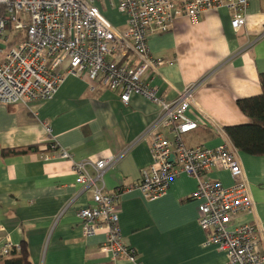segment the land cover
I'll return each mask as SVG.
<instances>
[{"label": "crops", "instance_id": "obj_1", "mask_svg": "<svg viewBox=\"0 0 264 264\" xmlns=\"http://www.w3.org/2000/svg\"><path fill=\"white\" fill-rule=\"evenodd\" d=\"M104 15L113 25H124V15L116 10ZM230 21L224 7L204 11L195 21L179 15L170 30L147 38L151 55L165 60L153 74L158 95L170 101L187 85L195 86L188 115L199 124L182 134L186 146L214 148L230 141L225 126L251 122L236 101L261 93L264 0L248 1L238 31ZM158 114L159 107L142 95L132 94L125 104L117 91L71 74L34 110L0 104V225L32 264H229L224 252L205 243L199 200L192 198L195 177L180 173L151 199L130 187L151 161L147 131ZM51 141L75 160L113 157L97 185L120 190L119 227L123 242L136 251V262L124 256L111 260L101 249L104 231L82 233L77 211L91 204L92 190L75 182L69 159L45 151ZM30 146L37 151L3 155L6 149ZM237 153L255 211L240 213L234 222L264 230V155ZM88 170L96 172L91 165ZM206 176L232 184L226 171L208 170Z\"/></svg>", "mask_w": 264, "mask_h": 264}, {"label": "built area", "instance_id": "obj_2", "mask_svg": "<svg viewBox=\"0 0 264 264\" xmlns=\"http://www.w3.org/2000/svg\"><path fill=\"white\" fill-rule=\"evenodd\" d=\"M248 1L0 0V104H23L34 110L55 94L69 74L117 91L125 104L132 94L147 98L159 107L147 131L151 161L130 187L151 199L180 173L195 177L192 198L199 200L197 219L205 243L224 252L229 264H264V230L254 223L234 222L240 213L255 211L238 150L228 139L214 148L183 143L182 134L199 124L188 115L194 106L195 86L187 85L173 100L161 98L153 74L165 60L153 57L147 45L150 34L170 30L179 15L195 21L202 12L221 7L230 11L231 27L238 31L245 24ZM103 2L124 15V25L111 23L102 12ZM49 148L71 161L76 183L92 190L91 204L77 211L82 233L104 231L101 249L111 260L124 256L136 262L135 249L121 236L120 190L107 191L97 185L113 157L75 160L54 141ZM89 165L95 174L89 172ZM208 170L228 172L232 184L226 187L207 179ZM19 248L0 225V259Z\"/></svg>", "mask_w": 264, "mask_h": 264}, {"label": "trees", "instance_id": "obj_3", "mask_svg": "<svg viewBox=\"0 0 264 264\" xmlns=\"http://www.w3.org/2000/svg\"><path fill=\"white\" fill-rule=\"evenodd\" d=\"M16 36L20 33H15ZM12 44V43H10ZM261 93L238 99L237 106L249 119L250 123L225 126L224 131L233 146L242 152L251 155H264V72L259 73ZM37 146L18 147L6 149L3 155L25 154L30 151H37ZM46 152L51 151L49 144ZM18 255L12 254L0 259V264H32L26 250L20 246Z\"/></svg>", "mask_w": 264, "mask_h": 264}, {"label": "rangeland", "instance_id": "obj_4", "mask_svg": "<svg viewBox=\"0 0 264 264\" xmlns=\"http://www.w3.org/2000/svg\"><path fill=\"white\" fill-rule=\"evenodd\" d=\"M104 3V2H103ZM108 7L105 5V6H103L102 5V12L104 13V14H107L108 15ZM115 11V10H114Z\"/></svg>", "mask_w": 264, "mask_h": 264}]
</instances>
